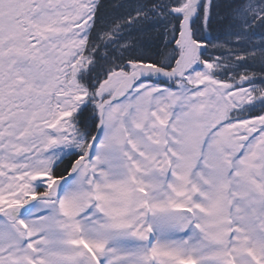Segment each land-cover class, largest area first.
I'll list each match as a JSON object with an SVG mask.
<instances>
[{
    "label": "snow or ice",
    "instance_id": "1",
    "mask_svg": "<svg viewBox=\"0 0 264 264\" xmlns=\"http://www.w3.org/2000/svg\"><path fill=\"white\" fill-rule=\"evenodd\" d=\"M0 264H264V0H0Z\"/></svg>",
    "mask_w": 264,
    "mask_h": 264
}]
</instances>
